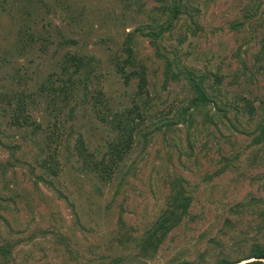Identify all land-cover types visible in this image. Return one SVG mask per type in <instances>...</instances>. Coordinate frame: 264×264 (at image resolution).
Segmentation results:
<instances>
[{"label":"rangeland","instance_id":"obj_1","mask_svg":"<svg viewBox=\"0 0 264 264\" xmlns=\"http://www.w3.org/2000/svg\"><path fill=\"white\" fill-rule=\"evenodd\" d=\"M169 23L155 44L144 35ZM130 35L147 78L139 102L151 105L108 178L77 146L100 159L113 138L94 95L116 110L132 104L139 78L118 72ZM263 43L264 0H0V95L24 94L32 121L13 125L14 105L0 98V264H219L264 245V143L253 142L264 121ZM68 52L94 57L95 68L87 97L80 86L65 104L41 86ZM159 54L175 74L206 76L207 109L192 114L190 83L167 77ZM176 179L194 196L189 216L143 257L140 240Z\"/></svg>","mask_w":264,"mask_h":264},{"label":"trees","instance_id":"obj_2","mask_svg":"<svg viewBox=\"0 0 264 264\" xmlns=\"http://www.w3.org/2000/svg\"><path fill=\"white\" fill-rule=\"evenodd\" d=\"M179 11V7L176 6L174 18L178 16ZM171 27L172 24L169 23L167 26H160L157 32L152 31L146 34L144 33V35L150 37L152 44H155L167 31H170ZM132 42L133 35H130L127 38L125 48L128 57L124 62H119L118 60V72L125 77V83H128L131 79L139 78L138 91L131 102V106L123 110H116L104 98L101 92L94 95L91 102L97 119L106 125L113 134L107 152L101 154L100 159H95L94 154L89 153L88 148L83 143L77 146L79 155L84 157L85 166L90 171L100 173L101 176L106 174L108 178L114 174L119 163L130 154L135 146L139 133H141L142 123L144 124L146 121L145 116H147L151 105L146 101L139 102L143 98V95L147 94V78L145 77L144 71H137L135 69L137 64L134 63L135 58ZM159 57L165 60V75L167 77L176 80L184 77L190 83V88L195 93V97L189 102L188 106L189 109L193 108L192 114L194 111L198 112L207 109L210 99L203 86L207 79L206 76L199 75L195 70L189 68L181 69L179 73L175 74L172 61L164 55L159 54ZM257 58L264 61V43ZM128 67L134 69L129 72L127 70ZM94 68V57H86L77 53L68 52L64 55L58 71L50 75L48 80L41 86V89L52 94L57 101L61 99L62 103L65 104L75 97L78 98L82 90L81 87L84 90V97H87L86 90H88L89 83L91 82ZM0 98L2 101L10 103V105H14L12 115L13 125L24 127L32 124L24 94H5L0 95ZM140 103L142 106H140ZM188 108L185 109L184 113L188 111ZM248 110L252 116L254 108L248 105ZM256 129L259 134L254 137L253 142L259 145L264 143V121ZM148 135L143 134L145 141L148 140ZM193 201L194 196L186 188L184 181L176 179L166 204L167 208L161 213L154 224L145 231L140 240L139 249L143 257H151L157 253L169 234L189 216V210ZM258 216L264 223V209L258 212ZM243 261L246 262L245 264H264V245L257 243L252 246L250 252L245 256L235 260L222 258L219 264H239Z\"/></svg>","mask_w":264,"mask_h":264}]
</instances>
